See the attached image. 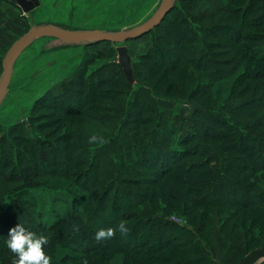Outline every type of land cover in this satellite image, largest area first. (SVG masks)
<instances>
[{
  "label": "trees",
  "instance_id": "obj_1",
  "mask_svg": "<svg viewBox=\"0 0 264 264\" xmlns=\"http://www.w3.org/2000/svg\"><path fill=\"white\" fill-rule=\"evenodd\" d=\"M22 16L14 41L30 28ZM148 35L136 61L128 49L135 84L103 42L34 104L64 114L55 139L49 124L0 125V264L14 259L6 241L20 222L49 236L51 264H217L216 220L224 263L241 264L264 235V0H181ZM238 212L252 219L232 223ZM121 220L126 235L96 243Z\"/></svg>",
  "mask_w": 264,
  "mask_h": 264
},
{
  "label": "rangeland",
  "instance_id": "obj_2",
  "mask_svg": "<svg viewBox=\"0 0 264 264\" xmlns=\"http://www.w3.org/2000/svg\"><path fill=\"white\" fill-rule=\"evenodd\" d=\"M54 1L43 0L46 6H40L34 11L35 23L51 21L74 26L86 21L84 25L82 24L84 28L117 30L124 27H132L144 21L152 14L160 0H77V2H74V8L72 9H69L70 6L66 4L70 0H57L55 5L57 12L54 8ZM21 14L23 15V13ZM25 30L26 27L23 26L20 32L23 33ZM151 39V36L148 35L140 40L127 42L133 61H136L139 54L146 52L150 47ZM45 43V39L39 40L19 59L10 95L0 109V125L8 127L20 122L24 123L30 132L32 131L33 133V129L39 125L49 124L47 126L49 128L42 129V133L48 135L49 138L55 139L60 133L53 130L55 128L54 121L64 114L54 113L45 109L38 110L32 114L33 104L36 99L50 91L56 94L61 91V84L63 81L70 79V75L82 61L86 49L81 46H74L46 50ZM4 50L6 51L7 48ZM0 72H2L1 63ZM163 109L169 119H173L174 114L179 110V108H174L169 104L164 105ZM181 111V118H183L187 114V110L183 109ZM32 115L35 116V121L31 123L30 118ZM3 134L4 132L0 131V137ZM112 149L118 151L119 141L113 144ZM242 216H246L247 220L252 219V215L249 213L238 212L236 219L232 223L239 222ZM170 218L171 221L180 225L188 224L187 217L181 214L172 213ZM240 224L241 222H239ZM220 225L221 222L216 220V228L214 230L216 242H214V245H207L209 250L211 249L217 264H225L226 250L223 236L220 232ZM241 233L247 238L250 237L244 231ZM260 237L259 241L253 243L255 245L254 249L251 248V250L247 249L245 251L241 264H256V261L264 256V235H260ZM261 264H264V261H261Z\"/></svg>",
  "mask_w": 264,
  "mask_h": 264
},
{
  "label": "water",
  "instance_id": "obj_3",
  "mask_svg": "<svg viewBox=\"0 0 264 264\" xmlns=\"http://www.w3.org/2000/svg\"><path fill=\"white\" fill-rule=\"evenodd\" d=\"M7 1L17 6L23 12L24 16L28 20L30 28L25 34L13 42L2 57V72L0 73V109L10 95L19 59L31 46L42 39L46 40V50L74 46L87 48L103 42L115 44L117 46L118 62L123 68L124 74L130 84H135L134 71L131 65V58L129 56L126 43L138 40L151 33V31L164 21V19L174 10L181 0H160L152 14L144 21L133 25L132 27H124L117 30L105 28H84L83 25L86 21H82L74 26L51 21L35 23L34 11L40 6H46L43 0ZM56 2L57 0L54 1V8ZM74 2H77V0H70L66 3L70 6L69 9L74 8ZM55 11L57 12L56 8ZM40 98L36 99L35 103Z\"/></svg>",
  "mask_w": 264,
  "mask_h": 264
},
{
  "label": "clouds",
  "instance_id": "obj_4",
  "mask_svg": "<svg viewBox=\"0 0 264 264\" xmlns=\"http://www.w3.org/2000/svg\"><path fill=\"white\" fill-rule=\"evenodd\" d=\"M90 145L106 143L103 136L92 134L88 138ZM119 231L121 235H126L129 231L126 222L121 220L116 228L100 229L95 233L96 243L109 240ZM49 236L43 232L37 234L26 228L23 222L18 223L9 230L6 241L7 248L14 256L12 264H51V257L46 254L45 246L49 244ZM264 256L260 257L256 264H261ZM86 264V262H85Z\"/></svg>",
  "mask_w": 264,
  "mask_h": 264
},
{
  "label": "crops",
  "instance_id": "obj_5",
  "mask_svg": "<svg viewBox=\"0 0 264 264\" xmlns=\"http://www.w3.org/2000/svg\"><path fill=\"white\" fill-rule=\"evenodd\" d=\"M19 14L18 9L6 3H0V49L10 46L14 38L22 33L20 31L23 26H27L26 20ZM22 22H24L23 25Z\"/></svg>",
  "mask_w": 264,
  "mask_h": 264
}]
</instances>
